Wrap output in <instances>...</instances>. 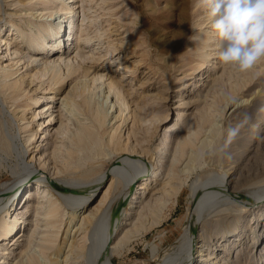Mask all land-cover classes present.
Here are the masks:
<instances>
[{"label":"rangeland","instance_id":"374dc122","mask_svg":"<svg viewBox=\"0 0 264 264\" xmlns=\"http://www.w3.org/2000/svg\"><path fill=\"white\" fill-rule=\"evenodd\" d=\"M41 2L42 0H0V37L9 38L11 25L15 23H19L22 29L15 34V41L24 37L26 32L34 30L36 27L34 24L38 20H33L32 17L43 11L46 14L40 18L45 20L49 11H52L50 7L53 8L55 5L52 1L51 4H45L43 9ZM170 3L166 4L165 0H74L72 4L75 11L62 17L63 28L65 25L66 31H69L66 34L67 38H71L68 36L71 30L69 22L73 26V36L72 39H67L65 36L62 50H58L57 54L62 53L63 49L65 51L68 49V51L72 50L70 53V57H72L77 52L78 30L80 22H84L85 25H88L85 32L88 31L90 37L88 46L79 45L80 53L86 57L84 62L96 67L95 74L111 73L113 76L123 77V83L130 93L126 97L129 107L123 111V114L131 116H128V119L122 124L123 126L121 125V129L117 128L120 120H115L110 115L104 126L96 128L104 154L93 155L85 152L80 159L76 156L75 158L71 157V160H68L67 168L62 167L66 149L72 147L68 136L71 135L74 126L71 123L72 120H68L64 115L65 108L61 105L60 99L71 85L78 86L80 83L78 79L83 77L68 79L64 88L57 92V96L50 99L47 111L43 112L47 108V106L43 107L46 102H39L36 110H40L41 113L30 122L29 106L32 105L30 97L41 94L51 83L46 79L47 74L40 80L38 79L40 73L38 63L42 60L27 63L26 56H24L17 63L18 65H15L19 70L13 76L16 78L22 74L26 76H24L26 79L23 85L30 78L33 81L24 87L27 88V93L22 92L21 88L16 94L18 96L14 95V97L9 93L10 90L0 89V129L9 142L7 149L0 142V195L14 185L17 180V183L19 182L18 192L15 194L13 192V195L9 199L7 198L6 204H4V198L0 199V216L6 209L11 210L9 206L12 201L14 206L22 195L25 199L30 189L38 191L41 197H36L33 194L28 200L29 203L25 205V207L29 205L31 210L19 219L21 227L23 224H27L26 232L28 229L32 230L35 225L42 224V214H35L34 206L38 204V201L46 200L52 194V197L59 203V217L63 218L59 221V241L64 236L65 230L73 228L71 227L73 223L78 222V217L83 211L91 210L94 213L92 221L85 230V232L87 231L86 239L81 238L80 240L87 254L84 264L87 262H89L88 264L102 263L99 256L100 243L102 234L109 223L112 232L111 243H116L117 240H121L119 238L123 237L126 230L133 229L134 221L135 226L139 227L134 226L133 230H137L138 233L130 231L131 235L130 233L128 235L132 237L129 236L127 242L125 241L121 246L122 251L120 250L119 254L112 257L114 264H184L189 247L187 238L188 224H190L191 210L193 209L191 204L196 199V193L199 196L203 193L215 192L221 185H227L238 193L240 191L239 194L243 198L246 197L247 201L233 197L228 199V197L216 194L209 199V202L207 200L200 205L202 207L198 205L200 208L198 207L197 216L200 214L198 219L201 220V224L197 227V232L202 228L206 244H213L212 246L217 244L218 258L222 257V264H264L262 254L259 253L264 237L261 239L257 236L258 224L260 221L264 222V61L246 73H240L216 62L214 67H209V75H207L208 67L195 75L191 69H188V66L177 69L170 62H161L160 51L154 47L150 48L151 51L148 54L147 40L150 29L154 30V33L157 30L155 36H160L162 32L164 36L167 29L175 26V23L171 26L168 25L169 21L174 20V16L170 17L172 12L166 10V7L171 5ZM178 3L179 0H176L173 6L175 7ZM189 3L186 7L185 17L187 38L185 37L184 43L186 44L194 29L193 4ZM152 7L156 12V17L151 21L149 13H151ZM54 17L47 18V28H50V22L57 21ZM28 21H30V27ZM93 28H99L98 33H101H97L98 37ZM88 36H83V40H87ZM129 41L132 44H128ZM166 41L167 39L163 42ZM185 45H181L179 47L181 49L178 48L177 52H185L186 49L183 48ZM26 48L25 46L19 47L22 51H26ZM10 50L12 51V48ZM57 54L55 53L54 56L56 57ZM124 55H127V61L135 66V70L128 71V69L120 70L118 68L119 59ZM37 56L39 59L44 54L39 53ZM150 59L154 62H151ZM217 60L219 61L218 58ZM92 69L94 68H91V71H93ZM31 74L32 76H30ZM36 87H39L38 91L33 92L32 89ZM78 105L80 107H77V110L82 107L81 103ZM239 107L242 109L239 110ZM134 109L142 110L139 118L136 117L137 121L140 116L142 120L137 122L135 119L133 123L130 113ZM77 110H74L77 118L87 124L92 122L87 111L84 112V110L83 113L78 111L77 113ZM116 111L113 109L112 114H116ZM38 117L41 118L38 119ZM158 117L161 118L156 119ZM47 120L51 121V124H48ZM40 123L43 126H40ZM38 125L39 127H37ZM133 125L134 127H132ZM34 126L38 128L36 136L28 143H24V139L28 137L31 133L30 129ZM166 126H171L173 129L163 137L167 142L163 157L166 154L167 160L163 158L160 162L156 146L160 143L162 132ZM211 126L214 128L213 135L209 133ZM231 128H237L238 133L235 138L229 141L228 131ZM115 131H120V134L117 135ZM127 131L129 134L131 133V137ZM127 134L130 138L125 151L116 152L106 147L110 135L116 138L118 136L121 142H125ZM184 137L189 139L192 145L186 149L182 156H179L178 151L175 152L176 143ZM20 146L26 148L23 156L19 152ZM121 157L123 160L132 161V168L140 170V172L148 169L150 171L149 178L152 176L149 185L153 188L159 181H163L169 168H175L177 174L175 173V177L172 178L174 182L171 184L177 182V191L170 194L164 193V195L162 192L156 193L148 199L150 200L148 204L154 205L155 199L159 197L162 199L163 196L165 202L161 209H155L153 214L147 213L146 215L145 209L141 211L140 207L134 208L137 203L134 201L142 199L143 193V190L137 188V185L143 182L145 177L136 178L130 183L127 176L120 175L118 180L114 178V187L109 194L103 197L112 177L110 170L113 166H119V163L114 162L113 164V161L122 159ZM174 157L177 159L179 157L180 160L176 166H171ZM30 158L32 160L28 167L32 168L29 173L33 177L23 180L27 172L22 168V165ZM40 160L45 162L42 173L45 175V181L39 180L33 175L39 168ZM57 169H65L63 172L55 174L57 178L63 180V187H54L50 183L53 181L50 178L55 176L53 172L55 173ZM15 172L19 173L15 175ZM104 173L101 182L90 194L91 183H95V180ZM153 177L157 180L153 181ZM75 184L86 189L74 190ZM127 188H129L127 195H123ZM86 196L87 199L83 202ZM122 197L123 199H120ZM22 202H18V207L22 205ZM246 202L248 203L244 204ZM241 204L245 206L240 208L238 205ZM260 206L261 209L258 208ZM71 212L75 214V218L68 224L66 221ZM140 212H144L145 217ZM15 214L13 212L12 215ZM139 214L140 216H138ZM137 217L140 219L138 218V220ZM256 218H259L258 224H256ZM125 220H131L132 223L124 224ZM139 221L144 226H140ZM19 222H17V226ZM238 230L242 237L234 242L227 254L223 250L225 236H230ZM82 235L83 233L78 237H82ZM21 238L23 239L13 244H11L13 242L11 238V240L6 239L5 244L0 245V253L2 250L8 252L4 255L8 264L13 263L17 259L18 253L25 247L26 237L22 236ZM197 241L194 242L195 245L198 243ZM0 257H2L1 254Z\"/></svg>","mask_w":264,"mask_h":264},{"label":"bare ground","instance_id":"6f19581e","mask_svg":"<svg viewBox=\"0 0 264 264\" xmlns=\"http://www.w3.org/2000/svg\"><path fill=\"white\" fill-rule=\"evenodd\" d=\"M52 1H54L55 5L53 6V8L50 7V10L52 11H49V13L46 16V19L43 20L40 18L41 16L45 15L46 12L41 11L39 13H36L35 17H32L33 20H38V22L34 24L36 27L34 30H30L26 32L24 37L16 41L14 40L15 34L22 30L20 28L19 23H15L11 25V29H10L11 32H10L9 38L5 39L3 37H0V89L10 90L9 93L13 97L14 95L18 94L21 88H22L21 89L22 92L24 91L27 93L28 90L27 88H24V87L26 85H29L33 81V79L30 78V80H28V82L25 85H23V82L26 79V78L24 79L25 75L23 76L22 74L17 78L16 76H13L19 70L17 66L15 67V65H18L17 63L21 61V59H23L24 56H26L25 61L27 63H32V62H35L36 60L40 62V60H42L40 63H38V67L40 68V71H39L40 73L38 72L39 73L38 79L40 80V78H43V76L47 74L46 79H48L49 83L51 84L49 87L45 88L48 91L45 90L39 95H34L33 97H30L29 100H30V103L32 104L29 106L30 112H31V115H30V122H31L32 120H35L36 117L41 113L40 110H36L37 106H39L37 105L39 104V102H46V105H44L43 107L47 106V108L45 107L46 109L43 112L47 111L50 106L49 104L50 99L52 100L57 96V92H59L60 89L64 88V84L65 83L67 84L68 79H71V77L72 79H76V77H81V76L83 77L82 79H78L79 82L81 83V84L79 83L80 85L78 84V86H75V87L71 85V87L68 88V90L64 93V95H62L60 99L61 105H63V107L65 108L64 115L67 116L68 120L70 121L72 120L71 123L74 126V129L72 130L71 135L68 136L72 147H69L66 149V155H64L62 159L63 161L61 160L63 164L62 167L67 168L68 160L69 159L71 160V157L75 158L76 156L78 159H80L81 156L85 152L91 153L93 155L104 154L103 145H101L102 143L99 141L98 129L96 128H100L104 126L107 117L110 115L115 120H118V119L120 120L117 128H119V130L121 129V125L126 121V119H128V116H131L129 114L128 115L125 114L126 115L125 116L123 114V111H125L129 107V102L127 101L126 97L127 95H130V93L125 87V84L123 83V77H116V76H113L111 73L95 74L96 67L93 66L92 64H87L84 62V58L86 57L82 53H80L79 45L88 46L90 44L89 43L90 37L88 36V31H86L87 33L85 32L86 28L88 29L87 27L88 25H85L84 22H80V28L78 30L79 35L76 41L77 42L76 49L78 48L77 52L72 57H70V53L72 50L68 51V49L66 51L65 49H63L62 53L57 54L58 50H62V45L65 42L64 38L66 34L69 32V31H66L65 25L63 28V18L62 17H64L63 15H66L69 12H74L75 9L72 4L74 0H42L41 2L43 6L42 8L44 9V5L47 3L51 4ZM165 1H166V4H169V2H171L170 3L171 5L167 6L166 10L172 12V15H170V17L174 16V20L169 21L168 25L171 26L173 25V23H175V26L174 27L172 26V28L167 29L164 32V36L162 32L163 29L161 31L162 33L160 32L161 33L160 36L159 35L155 36L157 30L154 33V30L152 31L150 29L149 37L147 40V45L149 46V49L147 48L148 54L151 51L150 48L154 47L155 49H158L160 51L159 54L161 55L160 57L162 60L161 62H168V63L170 62V64L174 67H177V69H180L184 66H188L189 67L188 69H191V72L195 75L198 74V72H200L202 69L208 67L207 75H209V72H208L209 67H214L215 66L214 63L220 62V61L217 60L218 50H219L218 41L214 33L210 29V18L208 17L206 10L198 6V0H179V3L175 7L173 6V4L175 3L176 0H165ZM189 2L193 4V11H194L193 28L194 29L192 30L193 33L191 34V38L187 40V44H186L184 43L185 37L187 38L185 17H186V7ZM161 8L163 9V6ZM150 10H151L150 11L151 13H149V18L152 21V20H155L156 12L153 7ZM54 15H56V17H54ZM49 17L50 18L54 17V19L56 18L57 21L55 23L50 22V28H47L46 20ZM27 23H28V26L30 27V24H29L30 21H28ZM69 24H70L69 27H71V30L68 36H71V38L69 37L68 38L72 39L73 26L71 25L70 22ZM93 29L95 30L96 35H97L99 28H93ZM100 33L101 32H99L98 34ZM83 36L84 37L88 36L87 40H83ZM166 39L167 41L164 43L163 41H165ZM130 41L128 42V44H132V42ZM181 45H185L183 46V48H185L186 50L183 53H178L177 52L178 48ZM23 46L27 47L26 51L25 50L22 51L21 49H19V47H23ZM11 48H12V51L10 50ZM39 53L44 54V56L38 59L37 55H39ZM55 53L57 54L56 57L54 56ZM127 58H128L127 55H124L121 59H119L118 68L120 70L128 69V71L135 70V66H133L131 63L129 64V62L127 61ZM176 62L178 63L176 64ZM91 68H94L92 69L93 71H91ZM92 72L94 73L92 74ZM89 75L90 77H88ZM30 76H32V74ZM41 81H43V79H41ZM74 82H75L74 84H76V81ZM38 88L37 87L33 88L32 91L33 92L38 91ZM76 97L78 98L80 97V98L78 99ZM79 103H81L82 107L79 110H77L80 107L78 105ZM113 109L117 110L118 112L116 111V114H112ZM241 109L239 107V110ZM74 110L75 111L77 110V113L78 111L81 113H83L84 110H85L84 112L87 111L89 113L88 115H90L92 122L90 124L82 122L79 118H77L76 112ZM141 111L142 110H136V109L132 110L130 114H132L133 123L135 122V119L137 116H138L137 118H139V115H141L142 113ZM84 115H86V113H84ZM39 118L41 117H38V119ZM160 118L161 117H158L156 119H160ZM137 120L138 119H136V121ZM141 120L142 119L140 116L139 121ZM48 122H49L48 124H51V121H48ZM41 125L42 124L40 123V126ZM37 127H39V125ZM132 127H134V125ZM172 129L173 127L171 126H166L164 128L162 132V137L160 138V143L156 146V149L158 150V158H159L157 159L159 161L163 160V158H166L164 160H167V157H165L166 154L163 157V154L165 152L166 145H167V142L164 141L165 139H163V137H165V134L168 131H171ZM213 129L214 128L211 126V128L209 129L210 135L211 134L213 135L214 133ZM30 130H31V133L28 135V137H26V139H24L25 140L24 143H28L33 137L36 136L38 132V128H35V126L34 128H31ZM118 134H120V131L117 132V135ZM128 134L126 136L127 138L125 142H121L117 135H116L117 138L110 135V138L106 143V147L108 149H113L116 152L125 151L128 147V140L131 137L130 135L131 133L129 134L130 137L128 136ZM0 142L2 143L4 148L7 149L9 147L8 146L9 142L8 140H6L5 134L3 133L2 129H0ZM176 144L177 146L175 147L176 148L175 152L178 151L179 156H182L184 152L186 151V149L192 145L191 141L189 139H186L185 137L182 138L181 141H178ZM19 148H20L19 152L23 156L26 151V148L25 146L24 148H22L21 146ZM31 160L32 159L30 158L28 161H26L22 165V168L25 169V171L27 172L25 176L23 177V180L33 177L29 173V171L32 170V168L28 167V164L31 162ZM179 160H180L179 157L178 159L177 157L176 158L174 157L173 161H171V166H176V163ZM114 162L119 163V166H113V168L110 170V172H112V177L110 178L111 180L103 193L104 195L103 197H105L106 194H109L111 189L114 187V184H113L114 178L118 180L120 175L127 176L130 183L133 182V180H135L136 178L145 177L144 181L140 182L137 185V188L142 189L143 193H142V199L138 201H134V202H137L135 203L134 208L140 207L141 211L145 209L144 212L147 215V213L153 214L155 209L157 210L161 209L165 202L164 201L165 198L162 196V199L161 197H159L158 199H155L154 205L153 204L149 205L148 203L150 200L148 199L152 195L156 193H160V192H162V195H164V193L170 194V193H174L177 191L176 190L178 186L177 182H175L174 184H171V182H174L172 181L173 180L172 178L175 177V175L177 174V172L175 171V168H169L167 170L166 176L164 177L163 181H159L155 189L153 187H150L149 185L151 184L152 179L150 178H152V176L149 178L150 171L148 169H144L143 172H140V170H136L135 168H132L133 166L132 161L123 160V158L117 161H113V164ZM44 163L45 162H43V160H40L38 163L39 168L38 170L36 169V173L33 174L35 175L34 177H37L39 180H43V181H45L44 180L45 175L42 174L44 172ZM147 168H148V165H147ZM64 170L65 169H57V171L55 170V173L53 172V174L57 175V173L63 172ZM105 171H106L105 173H107V170ZM17 173L19 172H15V175ZM105 173L103 175L101 174L99 179L95 180L96 182L94 181L95 183L93 182L91 183L92 187L91 188L89 187L90 194L91 192H93V190L96 189V186L101 182L102 176H104ZM56 175L50 178L51 180H53V181H50V183H52L54 187H63V183H64L63 180H60L59 178H57ZM154 180H157V179L154 178L153 181ZM17 181L7 191L3 192L0 195L1 196L0 199L4 198V204H6L10 196L13 195V192L14 194L18 192L19 182L17 183ZM69 186H71V184H69ZM168 186L169 188H167ZM73 187H75L74 190L86 189L81 186H77L76 184ZM217 189L218 190L215 192L203 193V194L200 190L202 195L198 196V194L196 193L198 197L195 195L196 199L194 201L192 200L193 203L191 204V207L193 209L191 210L190 224H188L189 234L187 238V240L189 241L187 245L189 247L187 250L186 260L184 264H195L196 262H198L199 264H222L221 263L222 257L218 258L219 254L217 251L219 248H217V244H215L214 246H212L213 244L211 245L206 244V241L203 239L204 230H202V228L200 231L197 232V227L199 226V224H201V220L199 221L198 219L200 214L197 216L198 207L204 204L207 200L209 202V199L211 197H214L216 194L217 196H221L225 198L228 197V199L232 197L235 199L236 198L240 199V200L244 199L241 201H247V199L246 197L243 198V196L239 194L241 193L240 191L238 193L234 191L232 188H230V186L227 187V185L225 186L221 185V187ZM125 190H126L125 194L123 195H127L129 188ZM33 194L34 196L36 195V197L37 196L41 197L38 191H32L30 189L25 199L23 195L19 198L18 202L23 201L20 207H18L17 201L15 202L13 206V201H12V204L10 203V206H9L11 210L6 209L4 213H2L0 216V245H4L6 239L8 240L11 238L13 241L11 244H13L15 242H18L20 239L22 240L23 239L21 238L22 236L26 237L24 249L20 251V253H18L17 259L11 264H84V261L87 260V257H86L87 254L85 252V247L84 245H82V243H80V240L81 238L84 240L86 239L85 235L87 231L85 232V230L88 227L87 225L93 219V216H94L93 211L87 210L86 212L85 211H83V213L81 212L82 214L78 217L79 219L78 222L73 223V225L71 226L73 228L69 230L66 229L64 232V236H62L59 241L58 240V233L60 231L59 221L63 220V218L59 217V212H60L59 203L55 200L54 197H52V194H51V196L49 195L48 198H46V200H41L40 202L38 201V204L34 206L35 214H42L41 215L42 224L35 225L32 230L28 229L26 232L27 224L26 225L23 224L21 227V223L19 222V219L23 218V215L29 212V210H31V207H29V205L26 207L25 205L29 203L28 200L29 198L33 196ZM123 197L120 199H123ZM86 199H87V196L86 198H84L83 202H85ZM247 203L248 202L244 204H247ZM244 204H241L238 206L241 208L245 206ZM23 206L25 208H22ZM258 208L261 209V206ZM13 212H15L16 214L12 215ZM199 213H200V210H199ZM138 216H140V214ZM74 218H75V214L72 212L69 213L68 220L66 221V223L70 224L71 220H73ZM138 218L140 219V217H137V219ZM255 220L257 221L256 224H258L259 218H256ZM140 221L138 222L139 224H140ZM17 222H19L18 226H17ZM134 222L132 223L131 220L130 221L125 220L124 224L129 225L132 223V226L134 229L135 227L138 226V225L135 226L136 223ZM259 224H258V229H257V236L263 239L264 222L261 223L260 221ZM141 225L143 224L141 223L140 226ZM42 226L44 228H41ZM133 229H130V230L128 229V231L126 230L127 232L125 231V234L123 233V237L121 234L122 238H119L121 239L120 241L117 240L118 242L116 241V243H111V239H112L111 233L112 232H111V224L109 223V226L106 227V229L104 230V234H102L103 237L100 243L99 256L103 264H114L112 262L113 255L120 253L121 246H123V243L125 241L127 242V240L129 239L128 237L131 235L130 231ZM133 231H137V230H133ZM77 232L79 233L76 235ZM238 232H234L230 236H225V239H224L225 242L223 243V250L227 254L229 253V250L231 246L234 244V242L236 240L241 239L242 236L240 232L239 233ZM81 233H83L82 237L81 236L78 237ZM129 233L130 235H128ZM131 237L132 236H130V238ZM231 237L233 238L231 239ZM195 241L198 242L196 245L194 244ZM262 243L263 244L261 248L259 249V253L262 254L261 257L264 260V242ZM193 244L195 246L192 249ZM2 249H6V248H2ZM7 253L8 252L6 250H2V253H0L2 256L0 257V264H8V261L6 260V257L4 256ZM88 263L89 262H87V264Z\"/></svg>","mask_w":264,"mask_h":264},{"label":"clouds","instance_id":"9594fccd","mask_svg":"<svg viewBox=\"0 0 264 264\" xmlns=\"http://www.w3.org/2000/svg\"><path fill=\"white\" fill-rule=\"evenodd\" d=\"M218 41V59L240 73L264 61V0H198ZM237 128L228 131L231 141Z\"/></svg>","mask_w":264,"mask_h":264}]
</instances>
